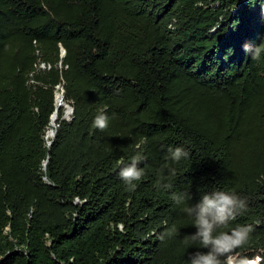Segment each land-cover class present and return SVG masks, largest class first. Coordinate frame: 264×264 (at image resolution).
Listing matches in <instances>:
<instances>
[{
    "label": "trees",
    "instance_id": "1",
    "mask_svg": "<svg viewBox=\"0 0 264 264\" xmlns=\"http://www.w3.org/2000/svg\"><path fill=\"white\" fill-rule=\"evenodd\" d=\"M205 1L0 0V264H187L206 249L184 209L213 189L248 201L224 230L254 228L228 261L264 264V51L244 50L264 48V0ZM58 44L66 66L28 82ZM55 84L72 110L46 144ZM177 146L189 158L173 162Z\"/></svg>",
    "mask_w": 264,
    "mask_h": 264
},
{
    "label": "clouds",
    "instance_id": "2",
    "mask_svg": "<svg viewBox=\"0 0 264 264\" xmlns=\"http://www.w3.org/2000/svg\"><path fill=\"white\" fill-rule=\"evenodd\" d=\"M244 50L251 54L253 59H259L264 48L260 46L244 45ZM62 94V93H61ZM62 98V97H61ZM68 105V104H66ZM109 117L104 112L96 115L93 126L101 131L107 128ZM173 162L189 158V152L182 146L168 149ZM142 157H133L131 162L119 170V177L126 185L128 191H134L137 184L144 177V170L138 167ZM175 174V169L170 170ZM171 188V184L163 185ZM172 199L176 203H184L191 199L188 192L173 193ZM184 211L193 218L195 232L188 236L193 243H198L200 248L190 253L187 264H228V259L234 249L245 244L254 231L252 224L237 225L229 230H224L230 221L248 211V201L235 191L213 189L206 191L199 201L186 207ZM173 228L168 235L175 234ZM232 263V262H231Z\"/></svg>",
    "mask_w": 264,
    "mask_h": 264
},
{
    "label": "rangeland",
    "instance_id": "3",
    "mask_svg": "<svg viewBox=\"0 0 264 264\" xmlns=\"http://www.w3.org/2000/svg\"><path fill=\"white\" fill-rule=\"evenodd\" d=\"M199 4H202L203 6L208 5L210 7H214V6L222 4L223 6L227 7V12H229V14L234 10L235 5H236V3H232L229 1H225V0H220V1H218V0H206L205 2H200ZM164 18H165V20H167L166 25L169 26L170 28H173L174 26H182L183 25V17H182V14H179V12L172 14V15H165ZM218 20L222 23L224 22V18L221 16L218 17ZM222 23L215 24L212 28L209 29V31L214 32L216 29H218L220 27V25ZM58 92H60V91H58L56 89L54 90L53 99H54L55 93H58ZM66 104H68V103L64 102V105H60L62 107V110H61L60 114L58 115L59 118L67 119V117L69 116L70 112H68L66 114V107H67ZM56 117H57V115H56ZM56 125H57V123H56ZM46 134H47V131L45 128L44 134H43V139H44L45 143H48L51 136H46ZM47 138H48V140H47ZM249 262L254 264L252 261H249Z\"/></svg>",
    "mask_w": 264,
    "mask_h": 264
},
{
    "label": "built area",
    "instance_id": "4",
    "mask_svg": "<svg viewBox=\"0 0 264 264\" xmlns=\"http://www.w3.org/2000/svg\"><path fill=\"white\" fill-rule=\"evenodd\" d=\"M37 52L38 51L35 50V53H37ZM63 55H64V49H63V47L60 44H58V52H57L58 59H57V61L55 63H50L48 61H45V60L40 59L39 57H37L36 60L32 64V69L28 73V80L27 81L28 82H33L34 81L32 76H33V73L35 71H37V70H46V69H49L52 66L53 67H57L60 70V68L65 67L66 65L62 64V62H61V58L63 57ZM55 89L59 90L60 91L59 93L61 94L62 86L60 84H55L54 85L53 92H54ZM247 262H249V261H247ZM228 263L232 264L231 261H228Z\"/></svg>",
    "mask_w": 264,
    "mask_h": 264
},
{
    "label": "bare ground",
    "instance_id": "5",
    "mask_svg": "<svg viewBox=\"0 0 264 264\" xmlns=\"http://www.w3.org/2000/svg\"><path fill=\"white\" fill-rule=\"evenodd\" d=\"M59 91V90H58ZM60 105H64V102L61 98V94L58 92V93H55L54 95V107H55V112L51 115V119L49 121V124H48V135L46 136H51L52 133L54 132L55 130V127H56V124H55V119H56V115H57V109ZM68 113V106L66 107V114ZM48 140V138H47ZM247 264H252L250 262H248Z\"/></svg>",
    "mask_w": 264,
    "mask_h": 264
},
{
    "label": "water",
    "instance_id": "6",
    "mask_svg": "<svg viewBox=\"0 0 264 264\" xmlns=\"http://www.w3.org/2000/svg\"><path fill=\"white\" fill-rule=\"evenodd\" d=\"M61 97H62V94H61ZM52 105H53V108H52V111H51L50 114H49V118H50L51 115L55 112L54 99H53V103H52ZM67 106H68V112H71L72 107H71L70 105H67ZM67 118H69V116H68ZM54 131H55V130H54ZM53 135H54V132L52 133L51 137H53ZM46 144H49V142L46 143ZM43 163H44V161H43ZM43 179H44L45 181H47L44 177H43Z\"/></svg>",
    "mask_w": 264,
    "mask_h": 264
}]
</instances>
